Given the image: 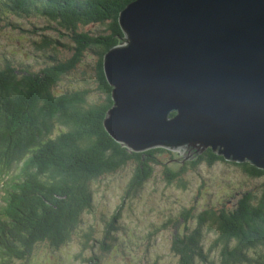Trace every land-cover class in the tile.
<instances>
[{
	"label": "trees",
	"instance_id": "16d2710c",
	"mask_svg": "<svg viewBox=\"0 0 264 264\" xmlns=\"http://www.w3.org/2000/svg\"><path fill=\"white\" fill-rule=\"evenodd\" d=\"M130 1L0 0V26L34 35L37 63L0 57V167L12 169L16 179L10 224L0 234V264H28L37 246L53 249L74 239L75 255L99 264L106 250L119 245L123 217L141 203L148 180L190 189L187 163L224 160L249 176L264 175V168L225 160L210 148L182 161L165 147L130 150L106 132L102 120L112 100L102 57L119 42L118 13ZM60 46L70 53L59 55ZM36 52L42 53L39 62ZM70 75L76 81L58 88ZM119 170L128 174L120 203L100 217L99 227L80 229L86 214L95 212L97 189L101 183L109 187L107 179ZM260 185L234 195L231 204L189 202L163 215L138 261L147 259L155 236L163 234L172 264H264V181ZM148 203L154 210L153 199ZM209 232L214 240L204 247Z\"/></svg>",
	"mask_w": 264,
	"mask_h": 264
},
{
	"label": "water",
	"instance_id": "95a60500",
	"mask_svg": "<svg viewBox=\"0 0 264 264\" xmlns=\"http://www.w3.org/2000/svg\"><path fill=\"white\" fill-rule=\"evenodd\" d=\"M104 52L106 132L264 168V0H132Z\"/></svg>",
	"mask_w": 264,
	"mask_h": 264
},
{
	"label": "rangeland",
	"instance_id": "374dc122",
	"mask_svg": "<svg viewBox=\"0 0 264 264\" xmlns=\"http://www.w3.org/2000/svg\"><path fill=\"white\" fill-rule=\"evenodd\" d=\"M24 24L26 23L24 22ZM49 33L55 34V31L50 30ZM60 40L65 42L66 39L62 37ZM34 41V35L28 32L0 26V57L7 55L14 62L33 63L36 65L37 63L32 61L33 51H35L33 47ZM59 50V55L70 53L69 49L66 51V48L61 46ZM36 53H38L39 62L42 59V53ZM87 58H90V56H87ZM76 77H79L78 73ZM75 81V77L70 75V78L66 77L61 81V86L58 88L67 86ZM176 156L177 160H189L185 159L183 154ZM185 166L184 176L190 181V189L180 190L173 186L164 187L162 182L148 180L144 186V195L141 203L123 217L124 221L117 235L119 245L114 243L113 250H111V247L106 250L99 264H172L170 250L165 245V241L163 242V238L165 239L163 234L155 236L152 241L154 246L148 248L145 261H138L136 257L139 252L144 253L143 248H145L146 239L156 229L154 226L158 227L162 223L160 220L163 215L172 214L180 206L191 205L189 202L200 206H202V203L217 205L219 201L231 204L234 201V195L237 197L238 193L245 188L259 187L260 183L264 181V175L260 177L249 176L241 167L224 160H218L212 164H207L203 161L196 166H190L187 163ZM127 176L128 174H126L125 170L121 172L119 170L114 176H109L107 179L110 183L109 187H105L104 183H101L94 195L95 212L86 214L85 217L88 222L84 223L80 229L89 223H95L99 227L100 217L103 214L109 215L111 209L118 206L121 201V189ZM148 199H153L154 210L151 209L150 203L145 204ZM169 225H172V223H169ZM181 227L182 225L180 224L177 226L178 229ZM161 229L164 230V228ZM210 240H214L212 232H209L205 242H203L204 247L208 245ZM77 246L78 241L75 239L55 250L43 245L38 246L34 250L29 264H88L87 262H82L75 255ZM118 249H121L122 252ZM150 254L152 256H149Z\"/></svg>",
	"mask_w": 264,
	"mask_h": 264
}]
</instances>
